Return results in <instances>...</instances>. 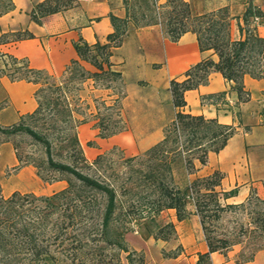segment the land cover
Segmentation results:
<instances>
[{
    "label": "trees",
    "instance_id": "obj_1",
    "mask_svg": "<svg viewBox=\"0 0 264 264\" xmlns=\"http://www.w3.org/2000/svg\"><path fill=\"white\" fill-rule=\"evenodd\" d=\"M139 1L145 9L139 15L132 10L130 0H123L124 19L109 15L113 32L107 35L105 42L89 45L82 39L76 41L77 59L72 60L59 77L29 69L24 62L8 75L13 81L41 84L34 94L37 107L25 116L29 123L22 117L16 124L0 125V134L7 142L12 137L27 136L34 145L42 148L44 159L36 161L19 153L20 144L13 141L18 162L13 169L33 166L42 182L64 180L67 187L51 196L16 191L5 197L0 184V264H120L121 254H125L128 264L135 263V256L137 264H145L143 253L131 249L124 239L129 225L147 221L156 229L155 233L147 230L149 236L168 241L175 234L174 224L159 226L155 217L172 209L177 221L184 220L188 199L193 200L208 247L206 254L199 255L197 264H207L210 254L215 252L226 257L233 247L242 245L243 240L245 246L235 264L252 261L264 248V198L251 192L241 204H225V200L234 196L235 190L224 192L220 189L224 174L217 170L195 178L185 189L174 184L172 175L176 157L183 156L187 172L192 173L194 160L205 166L208 154L218 153L237 133L234 126L182 111L186 105L184 94L207 84L209 75L216 72L237 94L238 104L250 100V94L244 88V77L264 79V38L252 25L255 17L261 18L263 13L249 0L240 16H231L228 4L197 14L185 0H166L162 6L157 0ZM77 4V0H43L33 6L29 16L33 22L41 24L46 16ZM14 9L12 0H0V17ZM129 22L136 28L159 25L171 42L192 33L199 51H211L217 59L206 57L187 69L182 79L170 81L171 101L177 110L175 119L164 129L160 142L125 159L129 174L115 187L110 183V176L99 179L82 171L88 163L78 140L77 128L87 122L89 107L81 100L79 91L88 80L95 88L109 89L113 85L122 90V76L114 69L111 57L113 50L121 46ZM233 22H236L239 34L237 39L232 36ZM32 38L28 31H18L1 35L0 44ZM81 63L91 65L94 71L85 70ZM123 96L121 93L110 104L101 100L95 107L98 114L100 107L110 113L99 114V138L111 137L126 128L120 104ZM222 96L224 94H219L214 100ZM111 113H114V120ZM243 129L248 131L249 127ZM52 134L55 137H50ZM54 140L67 145L62 160L53 158ZM104 158L97 156L93 165L102 163ZM135 165L144 169L133 170ZM113 178L119 180L118 176ZM235 212L243 213L246 223L235 221L231 231L218 233L216 224L223 214ZM175 256L173 253L168 257Z\"/></svg>",
    "mask_w": 264,
    "mask_h": 264
},
{
    "label": "crops",
    "instance_id": "obj_2",
    "mask_svg": "<svg viewBox=\"0 0 264 264\" xmlns=\"http://www.w3.org/2000/svg\"><path fill=\"white\" fill-rule=\"evenodd\" d=\"M12 1L15 9L0 17V36L28 31L33 38L0 44L2 126L16 124L36 109L34 94L38 89L37 84L25 80L13 81L2 74V55L24 62L29 69L59 77L71 61L77 59L74 49L76 41L82 39L89 45L97 41L103 43L107 35L113 32L109 15L120 19L126 17L123 0H77L75 7L48 15L42 19L41 24H36L31 20L29 13L35 4L43 0ZM185 1L190 5L196 2ZM247 1L222 0L214 5L210 0H205L209 8L198 14L228 4L231 12L232 8L236 7L237 16H240L247 7ZM249 1L263 13L261 21L257 24V32L264 38V0ZM165 3L166 0H157L158 5ZM232 36L236 39L239 37L238 31H233V26ZM206 57H211L214 61L217 59L211 51H199L196 36L192 33H186L177 42H171L159 25L136 28L129 22L121 46L113 50L111 57L114 69L121 73L124 84V96L120 104L126 128L103 139L97 136L98 129L87 124V120L77 128L83 154L84 145L90 141L95 145L94 148H88L93 156L118 147L126 157H134L160 142L164 129L173 122L177 111L171 101L170 81L182 79L187 69ZM81 64L85 70L94 71L91 65ZM243 83L245 90L250 94V100L238 104L237 94L230 90L229 83L219 73L213 72L209 75L207 84L185 92L186 105L182 109L185 113L202 115L206 119H216L222 125L236 127L237 133L227 141L222 150L208 154L205 166L194 160L195 170L187 173L188 185L195 178L205 177L216 170L222 172L224 178L220 189L224 192L235 190L234 196L224 203L233 205L243 203L251 192L264 198V79L257 80L245 76ZM219 94L224 96L214 100ZM79 96L88 105L87 111L91 115L95 107L93 109L86 99L80 94ZM244 127H249V130L245 131ZM2 153L0 168H14L18 165L15 152L13 154L8 145L0 147V154ZM33 170L32 166L18 169L9 180L12 182L5 184V191L10 190L13 193L31 188V181H34ZM172 173L175 180L174 168ZM20 178L25 182L18 183ZM186 211L187 216L182 221H177L176 213L172 209L162 211L155 217L159 226L173 223L175 234L173 239L168 241L155 240L149 236L138 243V250L143 253L145 264H197L199 255L208 252L192 199L187 200ZM162 249L175 252L176 256L163 257ZM238 253L236 246L226 257L218 252L211 253L207 264H235ZM121 264L128 263L124 261ZM245 264H264V248L257 252L252 261Z\"/></svg>",
    "mask_w": 264,
    "mask_h": 264
},
{
    "label": "rangeland",
    "instance_id": "obj_3",
    "mask_svg": "<svg viewBox=\"0 0 264 264\" xmlns=\"http://www.w3.org/2000/svg\"><path fill=\"white\" fill-rule=\"evenodd\" d=\"M130 1L132 4L131 6L132 10L137 15H139L140 13H142V11L145 10L144 6L141 5L139 0H130ZM204 1L205 0H196L195 3L193 2V4H191L192 9L195 13L198 14L203 9L209 8L208 4H206V2ZM221 1L222 0H210V2H212V4L214 5L219 4V2ZM229 10H230L231 16H237L238 10L236 7L232 8V12H231L230 7H229ZM260 21H261V18H259L258 20H254L252 22V25H255L257 29V24H259ZM235 23L236 22H233V31H237ZM40 82L42 83V81ZM93 85H94L93 82L86 81L85 83H83L81 90L79 91V94L92 105L93 109L94 107H98L97 105H99V102L102 99H104L107 102V104H110V102L116 99L118 95H121V93H124V84L122 85V90L120 91L115 89L113 85H110L109 89H102L99 87L95 88ZM37 86L39 88L41 84H37ZM86 112H87L86 118L88 120L87 124L95 128H97L99 114H101L102 116H106L107 114H110L104 111L101 107L99 108V114L96 109H94V112L91 115L88 114V111ZM111 115H112L111 118L114 120L115 119L114 113L113 114L111 113ZM24 119L26 123H29V120L26 117ZM50 137H55V134H52V136L50 135ZM13 141L19 142L20 144V149L18 151L19 153H22L23 155H29L31 158H33L36 161L37 160L40 161L44 159L42 148L38 145H34L27 136L12 137L7 142L6 137L0 134V147H2L3 145H8L11 149V152L14 154L13 146H12ZM66 146L67 145L64 142H61L60 140L59 141L54 140L53 146H52V155L55 160L64 159L66 155V151H67ZM94 147L95 145L91 141H90V146L88 145V143L84 145V151H85L84 157L86 158L88 164L87 166L85 165V167H83L82 169L83 173L89 176L95 177V178H99V179H103L105 177L110 176V183H112V185H114L115 187L119 186L121 181L125 179L129 174V169L126 166L127 164L124 163L125 159L129 157H126L120 148L113 147L101 154L105 157L102 163L93 165V162L97 156H93L92 151H90L88 148H94ZM2 156H3V153L2 155L0 154V162H2ZM88 165H91V166H88ZM139 168L144 169L140 165H135L133 167V170H138ZM173 168L175 169V172H176V175H175L176 179L173 180L174 184L180 189H185L189 184L187 185V173L188 172L185 168V159L183 156L176 157L172 165V171H173ZM33 169H34L33 170L34 171L33 172L34 181H31V188L21 190L20 191L21 194L31 193V194H34L35 196H51L54 193L60 192L61 190L67 187V182L64 180L60 182H53V183L42 182L36 176V169L34 167ZM17 171L18 170L14 171L13 167H8V166H4L0 168V184L1 186L3 185L4 189L2 188V190H3V195L5 197L10 196L12 193V191L10 190L5 191L7 187V185L5 184L12 178L13 174H16ZM116 176L119 177V180L113 178ZM11 182L12 181H9V183ZM20 182L24 183L25 181L23 178H20L18 183ZM235 221L246 223V217L243 213H239V212L223 214L221 220L216 224L218 228L217 229L218 233H221L224 231H231L233 227H235V223H236ZM147 230H149L151 233L156 232V229L152 227L150 224H148L147 221H140L136 223H131L129 225V232L125 234L124 239L131 249H134L137 252H139L138 243L142 242L143 239L149 237ZM171 239H173V236L169 240ZM244 246H245V240H243L242 245L236 246V248L239 249V253H240V250ZM173 253L175 252H172V251L166 252L164 249H162L163 257L171 256ZM134 260H135L134 264H137V256L134 257ZM124 261H126L125 254H121L120 264Z\"/></svg>",
    "mask_w": 264,
    "mask_h": 264
},
{
    "label": "built area",
    "instance_id": "obj_4",
    "mask_svg": "<svg viewBox=\"0 0 264 264\" xmlns=\"http://www.w3.org/2000/svg\"><path fill=\"white\" fill-rule=\"evenodd\" d=\"M259 18L255 17L254 20H258ZM2 59L4 60V67L1 69V72L5 75H10L13 72L14 67L22 66V62L18 61L14 58H11L7 55H2ZM15 60V61H14Z\"/></svg>",
    "mask_w": 264,
    "mask_h": 264
}]
</instances>
